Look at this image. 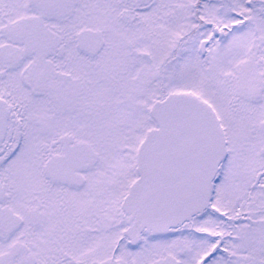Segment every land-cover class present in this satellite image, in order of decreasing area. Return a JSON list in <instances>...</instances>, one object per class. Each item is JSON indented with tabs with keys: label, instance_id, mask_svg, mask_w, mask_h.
I'll use <instances>...</instances> for the list:
<instances>
[{
	"label": "snow or ice",
	"instance_id": "obj_1",
	"mask_svg": "<svg viewBox=\"0 0 264 264\" xmlns=\"http://www.w3.org/2000/svg\"><path fill=\"white\" fill-rule=\"evenodd\" d=\"M0 264H264V0H0Z\"/></svg>",
	"mask_w": 264,
	"mask_h": 264
}]
</instances>
